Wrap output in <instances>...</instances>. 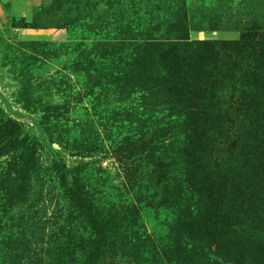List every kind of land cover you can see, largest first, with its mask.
I'll return each mask as SVG.
<instances>
[{
  "label": "rangeland",
  "instance_id": "rangeland-1",
  "mask_svg": "<svg viewBox=\"0 0 264 264\" xmlns=\"http://www.w3.org/2000/svg\"><path fill=\"white\" fill-rule=\"evenodd\" d=\"M263 140L264 0H0V264H264Z\"/></svg>",
  "mask_w": 264,
  "mask_h": 264
},
{
  "label": "trees",
  "instance_id": "trees-1",
  "mask_svg": "<svg viewBox=\"0 0 264 264\" xmlns=\"http://www.w3.org/2000/svg\"><path fill=\"white\" fill-rule=\"evenodd\" d=\"M259 134H262L260 132ZM237 156V155H236ZM241 161H244V167H242L239 170H235L229 178V182L232 184V188L228 190V192L221 194L219 201H224V198L228 200L229 204H231L232 209L234 207H246V202L252 197L253 191H254V183L256 178L259 176H255V172H251L252 169H256L259 175H261L262 169L264 167V140L261 142L254 143L252 145H248V150L244 154L242 159H239ZM240 210H235L228 213H222L220 215L221 220L227 221L230 218L234 217L231 221L233 223L238 222L235 225L243 226V225H250L249 220L245 217L242 218L240 214H237V212ZM222 211H218V213H221ZM217 221V219L215 220ZM230 236V235H229ZM236 264H239L238 261H236Z\"/></svg>",
  "mask_w": 264,
  "mask_h": 264
}]
</instances>
